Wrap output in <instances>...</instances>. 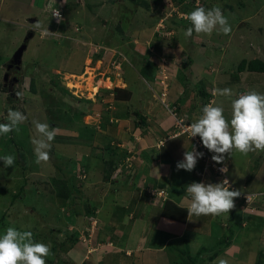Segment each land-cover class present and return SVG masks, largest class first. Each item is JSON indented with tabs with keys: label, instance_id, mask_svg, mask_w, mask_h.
I'll use <instances>...</instances> for the list:
<instances>
[{
	"label": "rangeland",
	"instance_id": "obj_1",
	"mask_svg": "<svg viewBox=\"0 0 264 264\" xmlns=\"http://www.w3.org/2000/svg\"><path fill=\"white\" fill-rule=\"evenodd\" d=\"M154 1L143 0L146 7L135 0H0V123H7L9 108L27 116L19 131L0 135V157L16 158L8 168L0 161V235L7 227L31 231L34 242L50 247L46 264H104L101 254L105 264H217L218 259L264 264V151L233 150L222 163L231 186L254 197L248 206L238 199L229 213L190 216L184 230L158 212L166 200L163 188L170 186L171 198L189 206L187 185L220 179L214 175L220 164L198 136L184 132L166 139L179 118L192 123L202 114L197 85L209 93L207 104L223 107L229 121L232 99L249 90L264 94V73L244 72L240 81L234 79L242 59L264 62V0ZM201 4L221 8L229 35L214 30L185 37L180 26ZM56 9L62 22L51 16ZM38 20L50 34L34 32L10 95L3 82L5 64ZM102 47L120 53L119 70L108 64L112 54L96 59L93 53ZM143 58L156 68L152 81L138 69ZM115 87L129 89L131 100L115 101L108 93ZM224 88L235 95H213ZM17 92L22 94L16 99ZM174 98L190 104L178 119L181 104ZM34 120L56 129L50 159L40 164L31 143L38 136ZM188 148L203 153L194 168H203L202 179L194 170H177ZM171 152L173 159H167ZM153 160L170 165V185L162 180L152 196L147 191ZM110 161H116V172ZM136 175L139 190L134 191ZM138 192L152 197L141 199ZM126 241L127 254L116 248Z\"/></svg>",
	"mask_w": 264,
	"mask_h": 264
},
{
	"label": "clouds",
	"instance_id": "obj_2",
	"mask_svg": "<svg viewBox=\"0 0 264 264\" xmlns=\"http://www.w3.org/2000/svg\"><path fill=\"white\" fill-rule=\"evenodd\" d=\"M52 12L51 16H54L58 23L62 22V11L56 9L53 14ZM186 19L191 27L184 32L185 37H192L194 32L211 35L215 30L217 33L229 35L232 31L227 17L218 6L211 9L196 7L186 14ZM31 28L34 32L39 31L41 35L50 34L48 26L45 28L40 20L31 25ZM21 94L17 92L16 96L19 98ZM213 95L232 97L235 94L230 88H224L214 89ZM201 111L199 118L187 125V130L183 128L182 121L176 127L181 128L182 133L188 132L191 138L198 136L203 147L213 153L212 161L215 163L222 164L225 154H230L233 150L244 155L249 152L264 151V94L249 90L232 99L230 121L226 119L223 107L216 106L214 103L204 105ZM6 117L7 123H0V135L19 131V125L27 120L26 115L11 108L8 109ZM32 123L38 134L31 140L34 146L35 163L47 162L50 159L49 151L51 141L56 136V129L50 128L47 123L35 120ZM202 156L203 153L195 150L186 151L183 160L176 165L177 170L193 171L198 159ZM15 159V156L10 154L0 157L5 168L12 167ZM214 172L223 178L221 182L207 184L192 182L186 186L188 217L219 216L234 209L235 199L240 197L243 201L242 205L248 206L246 199L249 202L254 198L250 194L244 196L241 190L231 186L226 177L228 172L226 166L217 167ZM263 190L260 192H264ZM49 254L50 247L41 242H34L31 231H18L15 227H7L4 234L0 235V264H46L45 258ZM217 264H227V261L218 259Z\"/></svg>",
	"mask_w": 264,
	"mask_h": 264
},
{
	"label": "trees",
	"instance_id": "obj_3",
	"mask_svg": "<svg viewBox=\"0 0 264 264\" xmlns=\"http://www.w3.org/2000/svg\"><path fill=\"white\" fill-rule=\"evenodd\" d=\"M137 1L140 5H145L146 7H148L147 3H143V0H135ZM157 1L158 0H155L154 3L157 4ZM175 2V1H174ZM138 4V6L140 7V5ZM204 4V3H203ZM203 4H201L200 7H204ZM141 8V7H140ZM139 8V9H140ZM206 8V7H204ZM147 9V8H146ZM174 10V9H173ZM170 11L172 12V9H170ZM183 26V27H182ZM188 27H191V24L190 22H188L187 24L185 23V25H181L180 28H183L184 30H186ZM120 54V53H119ZM96 59L97 58H100V55H95ZM119 57V56H117ZM95 59V60H96ZM142 60L145 61V59L143 58ZM140 68L139 71L141 72V74L143 75L144 78H150L152 80L155 79V74H156V68L154 66V64L150 63L147 61H145V63L143 65H140L139 66ZM244 72H248V73H264V62L260 59H251V60H246V59H242L238 65H237V68H236V72H235V75H234V79H235V82H238L240 81V76L239 74L241 73H244ZM148 80V79H147ZM71 87V86H70ZM202 85L199 87V85H197V93H198V99L199 97L202 99V107L204 105H207V102L210 100V95L208 92H206L205 90H203V88H201ZM165 92V91H164ZM164 92H161L163 95L165 94ZM108 93H111L112 96H113V99L115 101H118V102H128L131 100V97H132V92L129 90V89H125V88H118V87H115L113 88L110 92ZM167 94L164 95V97L166 98ZM182 96V95H181ZM194 98V97H193ZM198 99H197V102H198ZM195 100V99H194ZM180 101V102H179ZM211 101V100H210ZM181 104V100L179 98V100L176 102V104ZM183 105V106H182ZM190 104H188L187 106L184 104V102L177 106V113L178 114H175V112H173L177 119L181 116H183V114H181L183 111H182V108L184 109L185 107L187 108H190L189 107ZM182 111L181 113H179V111ZM175 111H176V108H175ZM181 114V115H179ZM190 115V114H188ZM178 120H182V118H179ZM184 121V122H183ZM183 123L185 125L187 124H190V119L189 117H185L183 118ZM138 124V123H137ZM138 126L135 125L133 127V130L135 128H137ZM115 151H112V153L114 154ZM116 161H110L109 164L112 166V168L114 169L115 167L117 168L116 166ZM116 168L114 169V172H116ZM214 175L216 176V178H220L219 180H217V183L221 182L222 181V177L217 173V172H214ZM120 177V175H119ZM118 177V178H119ZM139 177L138 175L134 176L133 178V183H132V190L134 191H137L139 190V187L137 186V183L139 181ZM113 179H117L116 177L112 178L111 180L113 181ZM105 181V184H107L108 182V179H104ZM134 184V185H133ZM263 190V189H262ZM264 191V190H263ZM140 192L137 193V195H139ZM147 193L146 192H143V194L141 195L140 194V198L141 199H145V197L147 196L146 195ZM151 194V193H150ZM153 195V194H151ZM100 196V194H99ZM104 198V197H103ZM240 200V197L235 199V200ZM263 201H264V197L262 198ZM135 200H137V197H135L132 201L134 202ZM262 201V202H263ZM243 201H241V204H242ZM158 212L160 213V216L163 218V219H166V220H169V221H172V222H176V223H179V224H186L187 220H188V213H187V208L185 207H182V206H179L177 204H175L174 202H172L171 200H165V202L163 203V206L158 210ZM96 213V210H94V214L92 215V217H94ZM115 226H112V229L115 230ZM114 232V231H113ZM114 235V234H113ZM126 256V255H125ZM128 258V257H127Z\"/></svg>",
	"mask_w": 264,
	"mask_h": 264
},
{
	"label": "crops",
	"instance_id": "obj_4",
	"mask_svg": "<svg viewBox=\"0 0 264 264\" xmlns=\"http://www.w3.org/2000/svg\"><path fill=\"white\" fill-rule=\"evenodd\" d=\"M61 3V2H60ZM244 74V73H243ZM178 98H174V99H172L171 101L173 102V103H176L178 100H177ZM185 104V103H184ZM186 106L188 105V104H185ZM156 115H158V114H156ZM181 121H183V119L181 120ZM166 121H164L163 123H165ZM184 122V121H183ZM191 122V121H190ZM163 123H161V125L163 124ZM160 125V124H159ZM187 125H190V124H187ZM187 125H185L184 123H183V128L185 127H187ZM168 126V125H167ZM175 126V127H174ZM174 126H170V130H168L169 132H168V134H167V140L169 139L170 141L171 140H175V139H177V138H179L180 136H184V134L182 133V132H177L178 130H180L179 128H177L176 127V124L174 123ZM181 133V135H179ZM161 140H163V139H161ZM160 140V141H161ZM166 142V141H165ZM168 143V142H167ZM158 146V145H157ZM163 146V145H162ZM161 146V149L160 150H162V147ZM160 148V147H159ZM157 150V149H156ZM156 150H155V152H156ZM194 150V149H193ZM187 151H190V149L188 148V150ZM156 154H158V151H157V153ZM172 155H173V153L171 152V153H169V155L167 156V159L168 158H171V159H173V157H172ZM155 156V155H154ZM158 159V158H157ZM159 159H162L161 158V156L159 157ZM152 165H153V169H154V172L152 173V174H154V175H152L153 176V179H152V181H153V183H152V186H151V184H150V186H149V190L147 191V192H151V194H153V190L154 189H160L158 186H154V185H158V184H160V183H162V180H169L170 178V175L169 174H167V173H169V169L167 168V167H170V165L168 166L164 161H162V162H160L159 160H157V161H155V160H153V162H152ZM225 164H220V166L221 167H225L224 166ZM158 167V168H157ZM227 167V166H226ZM151 168V169H152ZM159 171H158V170ZM202 172V173H201ZM200 175V178L202 179V177H203V174H204V170H203V168H202V170H199V169H195L194 170V176L195 175ZM151 176V175H150ZM160 176V177H159ZM168 182V185H170V181H167ZM217 183V182H216ZM167 185V184H166ZM165 185V186H166ZM167 187H169V189H170V186H167ZM167 187H165V188H163V189H165V191H167L166 193H163V197L166 199V200H171L172 202H174L175 204H177V205H179V206H182V207H185V208H188V205H183L182 203H181V200L180 201H178L176 198H171V196H170V194H168V188ZM243 187V186H242ZM167 188V189H166ZM244 188V187H243ZM150 194V193H149ZM140 195V194H139ZM166 195H167V197H166ZM153 196V195H152ZM151 195H150V197H152ZM104 197V196H103ZM149 199H150V197H149V195L147 196ZM105 199H106V197H104ZM143 202V201H142ZM186 203L188 202L187 200L185 201ZM151 203V202H150ZM185 203V204H186ZM149 204V203H148ZM139 207H141V206H139ZM142 208V207H141ZM143 211V210H142ZM142 211L141 212H139V213H142ZM163 219V218H162ZM188 220H189V217H188ZM187 220V221H188ZM169 221V220H168ZM170 222H172V221H170ZM174 223H176V222H174ZM177 224H179V223H177ZM119 225H123V224H119ZM118 225V226H119ZM130 225V224H129ZM179 225H181V224H179ZM117 226V227H118ZM151 226V224L150 223H148L147 224V226H146V228H148V227H150ZM177 226V225H176ZM182 226H183V228H181V226H179V228L178 229H182V230H184L185 228H187L186 226V224H182ZM116 227V228H117ZM123 227V226H122ZM130 227V226H129ZM115 228V231L116 230H118V228L116 229ZM151 228V227H150ZM133 229V228H132ZM143 229V228H142ZM115 233V232H114ZM115 235V234H114ZM129 235H130V231H129V233H128V235L125 237L126 238V240H128L129 238ZM131 239V238H130ZM143 238H141V240L140 241H142V244L145 242L144 241V239L142 240ZM127 243H129V241H126V243H124L122 246L123 247H121L120 245H118L116 248H117V250L118 249H120V248H122L121 249V253L122 252H124L125 254H127L126 252H128L129 251V249H127L126 247V245H127ZM138 245H139V242H138ZM146 247H147V241H146ZM110 248H108L107 249V251L109 250ZM130 252V251H129ZM157 252H159V251H157ZM101 256H103V257H101ZM101 260L104 262V264H105V262L106 261H104V259H105V256H106V254L104 255V254H101ZM126 257H130L129 255H126ZM98 264H102V262H99Z\"/></svg>",
	"mask_w": 264,
	"mask_h": 264
},
{
	"label": "water",
	"instance_id": "obj_5",
	"mask_svg": "<svg viewBox=\"0 0 264 264\" xmlns=\"http://www.w3.org/2000/svg\"><path fill=\"white\" fill-rule=\"evenodd\" d=\"M34 19H30L29 23H34ZM34 37V31L28 30L26 33L25 38L23 39L21 45L16 49V51L13 53L9 61L7 62L8 67L6 69V73L3 76V82L6 84L7 82V76H8V70L10 69L11 66H15V69L18 71L21 70V65H22V56L26 52L28 43L29 41Z\"/></svg>",
	"mask_w": 264,
	"mask_h": 264
},
{
	"label": "built area",
	"instance_id": "obj_6",
	"mask_svg": "<svg viewBox=\"0 0 264 264\" xmlns=\"http://www.w3.org/2000/svg\"><path fill=\"white\" fill-rule=\"evenodd\" d=\"M54 12V11H53ZM53 12H52V14H53ZM61 14V13H60ZM52 18H54L55 20H57L54 16H52ZM101 51V53L100 52H96L95 51V53H93L94 55H100V58H105V57H107L108 56V54H112L111 56H110V58L108 57V64H109V66H111L112 68H113V70H119V68H120V61H118L117 59H119V57H117V56H119L118 54L119 53H117L116 51H112V50H110V49H106V48H104V47H102V48H99ZM89 58H90V56H89ZM91 59H90V65H91ZM98 61H100V60H98ZM87 68V67H86ZM166 94V93H165ZM164 94V95H165ZM246 202H248L247 201V199H246Z\"/></svg>",
	"mask_w": 264,
	"mask_h": 264
},
{
	"label": "flooded vegetation",
	"instance_id": "obj_7",
	"mask_svg": "<svg viewBox=\"0 0 264 264\" xmlns=\"http://www.w3.org/2000/svg\"><path fill=\"white\" fill-rule=\"evenodd\" d=\"M7 67H8V64L6 63L5 64V69H7ZM21 72H22V65H21V70L20 71L19 70L17 71L15 69L14 65L11 66L10 69L8 70V76L9 77H8V80H7L5 85H6L7 89H8V91H10V95H11V92L13 91L14 86L17 85L18 82H19L18 76L21 74ZM5 73H6V71H5ZM15 98L17 99L18 97L15 96Z\"/></svg>",
	"mask_w": 264,
	"mask_h": 264
}]
</instances>
